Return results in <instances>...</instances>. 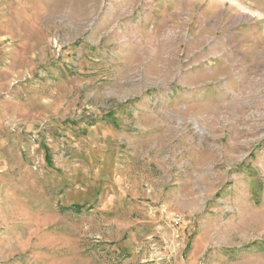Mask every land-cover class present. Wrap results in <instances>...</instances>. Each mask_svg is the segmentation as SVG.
<instances>
[{
  "label": "rangeland",
  "instance_id": "obj_1",
  "mask_svg": "<svg viewBox=\"0 0 264 264\" xmlns=\"http://www.w3.org/2000/svg\"><path fill=\"white\" fill-rule=\"evenodd\" d=\"M3 127L0 264H264V0H0Z\"/></svg>",
  "mask_w": 264,
  "mask_h": 264
},
{
  "label": "crops",
  "instance_id": "obj_2",
  "mask_svg": "<svg viewBox=\"0 0 264 264\" xmlns=\"http://www.w3.org/2000/svg\"><path fill=\"white\" fill-rule=\"evenodd\" d=\"M17 155V161L14 160ZM20 148L14 146L9 135H6L4 127L0 128V232H2L4 218L6 216L5 187L11 183L16 169L20 170Z\"/></svg>",
  "mask_w": 264,
  "mask_h": 264
},
{
  "label": "built area",
  "instance_id": "obj_3",
  "mask_svg": "<svg viewBox=\"0 0 264 264\" xmlns=\"http://www.w3.org/2000/svg\"><path fill=\"white\" fill-rule=\"evenodd\" d=\"M173 221H174L175 224L180 225V224L183 223V218H182L181 216L176 215V216L173 218Z\"/></svg>",
  "mask_w": 264,
  "mask_h": 264
}]
</instances>
